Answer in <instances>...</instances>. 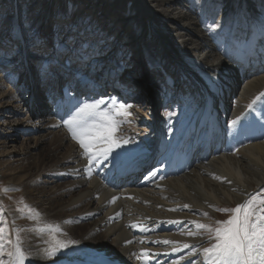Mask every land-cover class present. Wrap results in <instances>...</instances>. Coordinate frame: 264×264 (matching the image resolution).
Segmentation results:
<instances>
[{
    "label": "bare ground",
    "instance_id": "6f19581e",
    "mask_svg": "<svg viewBox=\"0 0 264 264\" xmlns=\"http://www.w3.org/2000/svg\"><path fill=\"white\" fill-rule=\"evenodd\" d=\"M35 1L10 3L17 10V18L9 35L5 34L8 27L0 26V46L10 36L12 43L18 40L16 45L24 46V25L19 21L29 14ZM55 1L48 0V6ZM106 1L111 2L109 6ZM68 2L70 9H61L60 13L73 10L80 16L89 10L88 16L95 18L91 27L101 28L104 35L108 30L116 32L119 42L126 31L129 36L123 49L134 53L116 85V76L103 72L119 68L117 55H111L105 46L95 49V36L70 29L64 21H56L54 30H46L43 22L39 31L44 39L53 38L52 32H60L64 38L73 35L75 43L80 34L87 36L89 43L84 49L69 53L70 65H65L68 70L60 69L65 62L56 57L45 62L48 65L55 61L49 77H45L48 69L36 67L48 42L39 52L26 46L27 57L13 56V46L9 56L0 52L9 64L0 73V155L5 157L6 153L9 159L20 161L31 159L17 171H9L8 158L0 159V178L11 188L9 196L14 202L9 217L28 226L21 234L13 230L28 257L25 264H203L202 249L211 247L215 240H210L196 224L214 227L209 219L219 217L217 209L236 208L248 201L252 192L264 187V0H133L137 5L125 9L127 17L119 13L126 7L125 0ZM76 4L80 5L78 9H72ZM92 4L98 11L89 9ZM104 8H108V16H113L107 30L99 14ZM62 17L68 20L70 16ZM132 19H136L138 32ZM145 23L161 35L167 47L161 58L164 68L179 77L187 75L193 82L184 88L187 97L190 93L192 98L196 96L192 109L186 111L189 120L178 119L165 140L164 119L157 117L154 109V119L142 127L155 134L156 140L147 145V134H135L128 116H116V120L124 121L113 133L121 146L107 158H90L91 154L85 153L64 123L79 106L102 99L105 103L100 108L107 111L113 109L114 103L118 109L126 99V104L132 105L127 109L129 116L138 118V113L149 112L151 101L158 102L139 89L142 83L137 69L141 66L133 64H143L140 35H144ZM214 24L220 27H210ZM35 27L29 25L31 30ZM60 39L56 40L61 43ZM93 50L101 53H93L86 60ZM77 56H84L85 61ZM19 67L26 77H14L13 85H5L8 88L3 90L2 75L12 74ZM89 68L98 73L94 79L87 77ZM154 74L159 78L161 73ZM246 74L244 83H240ZM106 89L110 91L104 93ZM81 90L88 92L85 97ZM116 90L121 98L110 99L111 91ZM22 106L28 112L26 124L16 116ZM237 117L238 123L232 126ZM37 128L43 131L41 135L20 142L25 131ZM42 141H47L46 150L40 148ZM16 142H20L19 154L14 153ZM25 205L31 210L34 207L35 212L27 218L22 215ZM165 240L171 243H163ZM57 244L67 247L56 249ZM184 244L195 246L197 251L183 248ZM50 250L54 255L47 258ZM4 264H9L8 256Z\"/></svg>",
    "mask_w": 264,
    "mask_h": 264
},
{
    "label": "rangeland",
    "instance_id": "374dc122",
    "mask_svg": "<svg viewBox=\"0 0 264 264\" xmlns=\"http://www.w3.org/2000/svg\"><path fill=\"white\" fill-rule=\"evenodd\" d=\"M14 1L15 0H0V26H6V29L8 27L9 30L8 31L5 30V34L6 35H9V33L11 32V28L15 24V21H16V18H17V15H16L17 10L11 6L12 4L16 3ZM68 1L69 0H56L55 4H53L52 6H50V5L48 6V0H36L34 3H32L30 5L31 9H30L29 14L26 17H24V18H23V16L20 17V21L19 22H22L23 25H24V34L23 35L26 37V43L24 44V46L22 44L21 45H16V43H19L18 40L16 42L14 41L12 43L13 39L10 36V39H12V40L4 39L2 41L3 45L0 46V47H2L0 52H3V53L6 54V56H9V54L11 52H8V51H10V48L13 46L16 49V50L15 49L13 50V51L16 52V55L14 53L13 56H16L17 58H20L22 55L26 56V54H25V53H27V51L25 50L26 46H30L31 50L39 52L40 49L43 48V44L48 42L49 46L46 45L45 52H44L45 54L42 53L43 58L40 59L38 65L36 67H38L40 70L48 69L49 71L46 72V76H45L47 78V77H49L51 75L50 71H51L52 67L54 66L53 64L55 63V61H52L51 63H48V65L47 64L45 65V62H49L48 61L49 59L53 60L56 57V58H59L60 61L65 62V64H61L62 67L60 66V69L68 70L66 68V66L69 67V65H70L69 53L72 52L73 50H78L75 53H79L80 50L84 49L85 48L84 46H86L89 43L87 36H84L83 34H80L78 39L81 42L78 40L75 43L73 35L71 37H67V38L65 37L64 38V37H61V35H60L62 33L58 32V34H56V33L52 32L53 36L52 35H50V36L53 37V38H48V39L45 38L44 39V38H42L43 36L40 35V31H39L41 26L43 25V22L45 23L46 28H48L46 30H50L52 28L54 30L55 29L54 23H57L58 21H64V22H67L66 23L67 25L69 24V28L70 29H74V30H78L79 29L82 32H87V33L95 36V38H96L95 49H100L101 47L105 46L106 49L108 50V52L109 53L111 52V55H117V61L116 62H120L119 68L114 70V71L107 69L103 73L106 74L108 72L107 75H110V73H112V76L114 74L116 76L114 78V80L116 82V85H118L117 83L121 82L122 74L125 72L126 64L131 62L132 59L130 57L134 53V51H132V50L126 52L123 49V42L125 40H126V42L128 41V36H129V35H127L128 33L126 34V31H125L124 36L120 37L122 39V41L119 42L118 40H116V39H118L116 37V32L113 31V33H112V30H108L107 31L108 33L107 34L105 33V35H104V31H101L102 30L101 28L99 30H97V29L91 27L92 25H94V21H95L94 19L95 18L92 19L90 16H88L87 13H90L89 10H85L84 14H82L80 16L76 15L77 13L75 11H73V10H72V12L70 10L69 12H65L64 14L60 13L61 9H64V11L70 9V5H69ZM132 1L133 0H125V3H126L125 6L126 7L122 8L123 12H119V13H121L122 16L123 15H124V17L128 16V15L125 14L127 12V10H125V9H129L128 8L129 5H131V4L137 5L136 2L133 3ZM10 3H12V4L10 5ZM20 3H21V1H20ZM110 3L111 2L106 1L105 4L109 6ZM236 3H237V1L234 3L235 6H236ZM21 4H22L21 7H23L24 3H21ZM76 5H77V6H75L76 8L72 7V9H78V6H80V5L79 4H76ZM94 7H96V6L92 4V6L89 9H91L93 12L94 11L95 12L98 11V9H93ZM106 9H108V8H106ZM106 9H105V11L103 10V12L99 11V14L102 16V20L101 21L104 23V28L103 29H105V30H107L106 28L108 26H110L112 24V22H113V16L112 17L108 16V14H107L108 10H106ZM116 9H118V8L116 7ZM42 14H44L45 17ZM115 15H116L117 18L121 17V15H117V14H115ZM142 15H143V13H142V11H140V13H138V16L141 17ZM62 16H70V17H68V20H66V18L62 17ZM39 18H40V20H39ZM156 22L158 23V20ZM27 23L29 25L32 24L33 26L36 25V27L33 30H31V29H29V25ZM90 23H93V24H90ZM38 24H39V26H38ZM118 24H119V22H118ZM131 24H132V26H134V28H136L135 29L136 32H138L139 26L136 25V19H132ZM143 27H144V25H143ZM100 32H102V33H100ZM125 35H126V37H125ZM12 37H13V35H12ZM140 37H141V39H140L141 40V44H142V46L144 48L143 49L142 58H141V60H143V62H142L143 64L137 63L136 61H134V63H133L134 65L139 64V66H141V68H139V70L137 69V71H139L138 74L140 75L139 78L138 77L137 78L141 81L140 83H142V84H140L139 89L142 90V92H147V94H149L150 96L152 95V96L156 97L158 102L157 103H155L153 101L150 102V109H148L149 112L146 114L145 110L142 111V113H145L146 115L145 114L141 115V113H138V118L128 115V119L127 120H128V124L131 127L130 129L132 131H134L133 129L136 130V131H134L135 134H138V133L140 135L143 134V133L145 135L147 134L146 135L147 138H145L144 142H146V144L149 145V144H152L154 142V140H156L155 139V134H153L149 129L142 130V127H144L145 125H148L151 122L152 117L154 119V113L156 111H158L157 112V117L160 116L161 119H164V125L166 127V134H165L164 139L167 140V138L169 137V134L171 132V129H175L176 128L175 126L177 125V120L178 119H182V120L185 119L186 121L184 120V122H187L189 120V116H188L187 112H188V109L189 110L192 109V107H193V103L192 102H193V100L195 101L196 96H194V98H192L193 94H191V93L189 94L190 96H188V97H187V95H185L186 90H184V88L185 87L187 88L189 84L193 83L191 81V78L187 77V75L185 77L184 74H181L182 77L176 76V73H173V71H171V72L169 71L168 72V70L166 68H164L163 62H162L163 60H161V58H163V55L165 53L164 51L167 50L166 49L167 47L165 46V43L161 39V35L155 29H151V27H149L147 25V23H145L144 35H140ZM60 38H62V39H60ZM43 39L45 41H43ZM56 39L57 40L60 39L62 42L60 43ZM105 40H108L109 45L108 44L104 45ZM14 43H15L16 46L14 45ZM51 46H52V48H51ZM113 46L118 47V49L111 50V49H113L112 48ZM51 51H53V52L49 53ZM93 53L97 54V53H101V52L100 51L95 52V50H93L91 53L88 54V56L86 57V60L89 57L91 58ZM52 55H54V56H52ZM111 57H110V59H111L110 62L112 63L113 62L112 61L113 58H111ZM76 59H80V60L82 59L83 61H85L84 60V56H77ZM18 62L16 61V63H18ZM66 62H68V64ZM36 63H37V61L34 62V64H36ZM8 65H9L8 62L3 59V56H1L0 57V73L3 70V68L8 66ZM57 65H60L59 62H58ZM22 67L21 68L19 67L20 69H14V72L12 73L13 75L12 74L2 75L1 80H2V84L4 86L3 90L8 88L5 85H13L12 84L13 83L12 80H13L14 77H17V78H18V76L26 77V73L24 74L21 71ZM69 70L72 71L71 68ZM90 71H91V69H90ZM90 71L88 72V76L87 77L88 78L90 77L91 79H94L95 74H98V73L95 72L94 69H93V71H91V72ZM154 71H158V72L161 73L159 78H156L157 76L154 74ZM69 73L71 74V72H69ZM177 74H179V73H177ZM248 75L249 74H246L245 76H242L241 80H240V83H244V79ZM73 76L75 77L74 73H73ZM83 80H85V79H83ZM178 80H183L184 82L181 83V81H179L177 83ZM74 81H75V79H73L71 81L70 85L71 84L73 85ZM186 81H188L187 84H186ZM76 84L77 83H75V85ZM155 84H156V86H155ZM144 86H145V89L143 88ZM117 90H120V87H118ZM117 90H116V93L111 91L112 95H110V96L108 95L110 99H112L114 96L116 98L120 97V96H118L119 93H117ZM107 91L109 92L110 90L109 89L103 90L104 93L107 92ZM180 92H181V94H180ZM87 93L88 92H86V94H85L84 90H83L81 92V95H83V97H85L87 95ZM90 93L91 92H89V94ZM178 95L181 96L182 98L178 97ZM183 98L184 99L186 98L187 100L186 99L184 100ZM188 98H189V100H188ZM121 100H123V98L120 99V101ZM124 101H122V102L123 103L127 102L126 99ZM181 107L184 108V109H182ZM171 108H172V110H171ZM26 109H27L26 107L22 106V107H20L18 109L17 114H16V116L19 117L21 120H25L24 121L25 124H26V119L28 118V112H27ZM154 109H155V112L153 113ZM184 111H185V113H184ZM175 114H177L178 116L175 115ZM182 114H184V115H182ZM186 114H187L188 117L185 116ZM133 121H134V123H133ZM188 128H189V126H187V129ZM131 130H130V132H132ZM25 133L26 134H23L24 136L19 137L20 142L23 141V138L31 137V136L34 137L36 135H41L43 133V131H41V128H39V129L37 128L34 131H32V130H30V131L28 130L27 132L25 131ZM145 135H142V136L145 137ZM152 136H153V138H152ZM20 142H16L17 146L14 149L15 150L14 151L15 154L16 153L19 154V151L21 150V147H20V144H19ZM24 142H26V140ZM46 142L47 141H42L41 142L40 148H42V150H46L47 149V146L44 145ZM48 142H49V140H48ZM8 148L10 149L12 147L8 145ZM4 156L5 157H1V155H0V159L1 158H8L6 153L4 154ZM29 161H31V159H24V160L20 161V160H15V158H11V159H9L7 161L8 163H6V164L9 165L8 166L9 167V171H17V170H19L21 168V166L23 164H26ZM2 178L3 177L0 178V219L3 220V223H0V227H3L6 224L4 235L12 243H15L16 242V237L14 235L13 230L16 229L21 234L25 230H27L28 226L26 227L22 223H18L17 224L16 222L19 219H12V218L9 217V211L13 208V203L14 202L12 200V197L9 196V194L11 192V188L8 187V183H6ZM253 196H260V197L264 198V187H261L260 189H257L256 191L252 192L249 195L248 200H250ZM8 199H9V201H7ZM23 201H26V199L24 198ZM23 201H20L19 203L23 204ZM234 208L235 207L233 206V207H228V208H223V209H234ZM22 209L24 211L23 214H22L24 216V218H27L28 214H30V213H32V214L35 213L34 212V207L31 210L33 212L28 210L29 207L28 208L24 207ZM219 213H220L219 217H217V218L215 217V219L214 218L209 219L210 223L213 224V226H214L213 228L219 226L216 223L217 221H221V222L226 221V220H228L230 218V216L232 214V212H230V211L229 212L219 211ZM20 219H22V218H20ZM204 232H205V234L208 236V238L210 240L212 238L214 239V234L213 233H209L206 230ZM209 236H211L212 238H210ZM209 242H211V241H209ZM212 244L213 243L211 242L210 245H212ZM10 247H11V244H7L6 243L3 252L0 253V260L4 261V263H5V259L7 257V252L10 251V249L12 248V247L11 248Z\"/></svg>",
    "mask_w": 264,
    "mask_h": 264
},
{
    "label": "snow or ice",
    "instance_id": "6c2138e0",
    "mask_svg": "<svg viewBox=\"0 0 264 264\" xmlns=\"http://www.w3.org/2000/svg\"><path fill=\"white\" fill-rule=\"evenodd\" d=\"M210 27H220L219 24ZM264 96V93L261 94ZM260 97H257L259 99ZM104 100H94L91 103L85 102L69 120L64 123L67 125L73 139L77 140L85 153H90V158L102 156L107 158L114 148L120 147V143L113 138V133L117 130L123 120H116V116L127 117L131 115L127 109L132 105L120 103L118 109L113 104V109L101 110L100 106ZM255 100L248 105L252 109ZM240 117L234 119L231 124L235 126ZM127 143V141H124ZM98 145H103L99 147ZM28 208L27 205L24 206ZM187 207V206H186ZM31 211V209H28ZM223 212H232L226 221H217L218 227L211 225L196 224L197 229H204L214 234L215 243L209 248H203V264H264V198L253 196L244 204L238 205L235 209H217ZM207 216V213L204 214ZM0 223L3 220L0 219ZM5 227H0V253L3 252L5 244H11L12 250L7 252L9 264H25L28 258L22 250L19 235L17 240L12 243L5 235ZM189 235H195L189 232ZM212 238V237H210ZM168 244L170 241H163ZM56 249L67 247L66 244H57ZM183 248L190 249L195 253V246L184 244ZM177 249H173L176 251ZM54 251H47L46 257L51 258ZM0 264L4 261L0 260Z\"/></svg>",
    "mask_w": 264,
    "mask_h": 264
}]
</instances>
